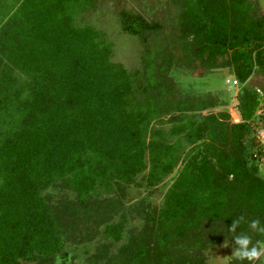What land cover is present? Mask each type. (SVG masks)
I'll use <instances>...</instances> for the list:
<instances>
[{
  "label": "trees",
  "instance_id": "trees-1",
  "mask_svg": "<svg viewBox=\"0 0 264 264\" xmlns=\"http://www.w3.org/2000/svg\"><path fill=\"white\" fill-rule=\"evenodd\" d=\"M100 1L0 0V264H76L70 246L97 235L106 243L89 255L82 247L84 264H204L208 247L227 239L234 248L228 228L240 216L237 232L260 239L248 228L264 223L254 139L264 96L247 84L264 78L257 0H169L164 22L111 0L140 48L131 71L91 24ZM220 68L241 86L236 123L170 78ZM175 167L158 210L133 206L148 225L121 244L125 188L148 193Z\"/></svg>",
  "mask_w": 264,
  "mask_h": 264
},
{
  "label": "rangeland",
  "instance_id": "rangeland-1",
  "mask_svg": "<svg viewBox=\"0 0 264 264\" xmlns=\"http://www.w3.org/2000/svg\"><path fill=\"white\" fill-rule=\"evenodd\" d=\"M132 7L144 11L148 16L153 15L156 20L164 22L166 12L172 7L169 0H124ZM102 5L99 6L98 11L91 17V24L100 30L110 41L113 46V61L119 63L127 71H131L138 66L139 63V47L136 40L126 34H123L115 17V7L111 0L100 1ZM257 8L260 12H264V0H257ZM147 9H150L149 11ZM13 11V8H12ZM174 13L175 10L173 11ZM157 16V17H156ZM170 78L180 92L190 95H209L217 101V105L210 109L211 113L226 111L229 120H238L234 112V104H236V95L240 89V85H231V81L235 78L227 68H220L213 71L203 70H175L170 71ZM228 81V82H227ZM227 82V83H226ZM264 83V78L258 74L252 75L247 84L255 90ZM260 91V90H259ZM204 113V112H203ZM178 167V166H177ZM175 167L171 174L166 177L160 185L154 190L145 192L142 188L137 189L134 187L125 188L122 202V213L124 214V235L121 239V244L124 243L126 237H137L143 229L148 225L147 213H140V209L144 206H149L158 210L161 206L162 195L166 188L172 181L175 175ZM257 168L260 176L264 177V160L257 163ZM47 192L53 197L58 199L65 191L58 189H48ZM101 198H106V195H101ZM73 200L72 197H69ZM134 205L141 207L138 209L133 208ZM118 217L114 216L112 221H117ZM101 227L98 228V233ZM100 243H106L101 235L93 237L92 242L83 245L70 246L73 252L78 255L76 264H84V259L87 256L84 248L88 249V255L93 253V248ZM223 244H216L208 247L203 251L205 261L204 264H228L232 257L234 248L228 244L224 247ZM119 244H115L110 250L111 253ZM84 247V248H82ZM226 257H228L226 259ZM23 264H36V263H23ZM259 264V262H257Z\"/></svg>",
  "mask_w": 264,
  "mask_h": 264
},
{
  "label": "clouds",
  "instance_id": "clouds-1",
  "mask_svg": "<svg viewBox=\"0 0 264 264\" xmlns=\"http://www.w3.org/2000/svg\"><path fill=\"white\" fill-rule=\"evenodd\" d=\"M264 178V177H262ZM245 218L240 216L233 220L231 226L228 228L230 233H233L234 250L233 254L229 257L241 262V264H264V223L260 219H252L248 222L250 231L258 236L260 239L253 240L252 236L246 232H237L240 225L244 222ZM224 247L228 246V240L224 242ZM228 257H226L227 259ZM55 264H63L60 256L55 258Z\"/></svg>",
  "mask_w": 264,
  "mask_h": 264
},
{
  "label": "built area",
  "instance_id": "built-area-1",
  "mask_svg": "<svg viewBox=\"0 0 264 264\" xmlns=\"http://www.w3.org/2000/svg\"><path fill=\"white\" fill-rule=\"evenodd\" d=\"M228 82V81H227ZM226 82V83H227ZM231 85H237V81L234 79L231 81ZM256 93L260 96L263 97L264 94L260 92L259 90H256ZM236 104H234V112L236 113ZM255 115L257 118H259V125L256 127L254 130V139L258 147H260L262 150H264V102L260 105V107L256 110ZM233 123L238 122V120H232Z\"/></svg>",
  "mask_w": 264,
  "mask_h": 264
}]
</instances>
